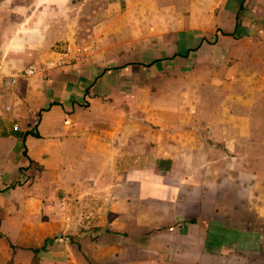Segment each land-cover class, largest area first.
<instances>
[{
  "label": "crops",
  "instance_id": "crops-1",
  "mask_svg": "<svg viewBox=\"0 0 264 264\" xmlns=\"http://www.w3.org/2000/svg\"><path fill=\"white\" fill-rule=\"evenodd\" d=\"M259 60L264 0H0V264H264V132L205 123L183 147L205 98L147 105ZM149 121L172 136L151 162Z\"/></svg>",
  "mask_w": 264,
  "mask_h": 264
},
{
  "label": "rangeland",
  "instance_id": "rangeland-1",
  "mask_svg": "<svg viewBox=\"0 0 264 264\" xmlns=\"http://www.w3.org/2000/svg\"><path fill=\"white\" fill-rule=\"evenodd\" d=\"M253 65L254 69L246 71L247 73H245L244 76H241V74L238 73V78H242L240 81H236V77L229 74L227 80L230 81H228L227 84H222L220 86L214 83L218 81L215 77L211 78V76L216 74V77H225L226 71L209 70L207 67L195 71L192 75L186 74L184 77L179 76V79L174 82L169 80V82H165L163 86H150L152 90H150L151 92L149 91L147 103L148 110H157L156 103H158L162 97L166 98L167 96L172 95L198 93L205 98L203 101H197L194 103L196 108L192 107L190 109L192 114L198 113L200 115L199 117L193 119L194 116L188 118L184 115L183 118L179 119L181 120V125L183 126L182 129L184 130V132L179 134V139L181 138L180 143L183 147L185 143H182L181 141H188V138L191 136L188 130L195 125L205 127L207 124V126L209 125V129L210 127H213L215 130L228 128L229 131H232L234 128L247 130L253 126L255 129L258 127L260 131L264 132V61L259 60L258 63H253ZM205 81H207V83H205ZM194 82L195 85H191ZM172 99L173 101L171 102L167 100L165 102L173 105L180 104L178 106L181 107V109H183V107L186 108V106V109H188L189 106L191 107V103H176L177 98ZM169 109H171V107H169ZM200 112H202V114H200ZM168 113L173 112L170 111ZM148 128V161L151 162L153 159L150 154L151 151L156 146L161 149L162 146H164L165 151H167L171 148L170 144H172V136L169 134L165 136L161 135V132H159L160 127L150 121L148 122ZM228 135L231 136L233 134L230 133ZM252 137L253 136L251 135V138ZM164 138L168 139L167 142ZM252 155L255 157L257 153L254 150H247L244 151L242 156L248 157ZM262 156H264V151L260 150V157ZM129 166H132V164Z\"/></svg>",
  "mask_w": 264,
  "mask_h": 264
},
{
  "label": "built area",
  "instance_id": "built-area-1",
  "mask_svg": "<svg viewBox=\"0 0 264 264\" xmlns=\"http://www.w3.org/2000/svg\"><path fill=\"white\" fill-rule=\"evenodd\" d=\"M84 50L81 46H78L76 48L71 47L70 45H67L63 54L67 55V56H74V57H83ZM62 66V61H57V62H52L50 63L47 68H57ZM41 70L38 69V67H36L35 65H29L27 66L22 72H21V76L23 77H32L36 74H38ZM18 126L14 127V130H18ZM64 240L68 241V238H64Z\"/></svg>",
  "mask_w": 264,
  "mask_h": 264
},
{
  "label": "trees",
  "instance_id": "trees-1",
  "mask_svg": "<svg viewBox=\"0 0 264 264\" xmlns=\"http://www.w3.org/2000/svg\"><path fill=\"white\" fill-rule=\"evenodd\" d=\"M241 9H242V7H241ZM13 248H14V247H13ZM34 252H35V254L37 255L39 251H38V250H35ZM37 259H38V258L36 257V260H37Z\"/></svg>",
  "mask_w": 264,
  "mask_h": 264
}]
</instances>
